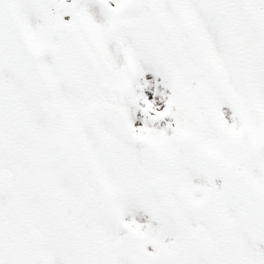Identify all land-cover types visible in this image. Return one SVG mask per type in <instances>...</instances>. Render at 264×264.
Wrapping results in <instances>:
<instances>
[{"label": "snow or ice", "instance_id": "obj_1", "mask_svg": "<svg viewBox=\"0 0 264 264\" xmlns=\"http://www.w3.org/2000/svg\"><path fill=\"white\" fill-rule=\"evenodd\" d=\"M0 264H264V0H0Z\"/></svg>", "mask_w": 264, "mask_h": 264}]
</instances>
